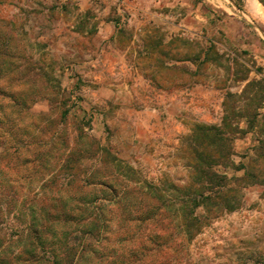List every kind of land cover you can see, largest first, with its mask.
<instances>
[{
    "label": "rangeland",
    "instance_id": "1",
    "mask_svg": "<svg viewBox=\"0 0 264 264\" xmlns=\"http://www.w3.org/2000/svg\"><path fill=\"white\" fill-rule=\"evenodd\" d=\"M0 264H264V0H0Z\"/></svg>",
    "mask_w": 264,
    "mask_h": 264
}]
</instances>
